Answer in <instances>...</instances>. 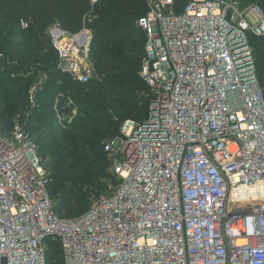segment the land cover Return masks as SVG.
Returning a JSON list of instances; mask_svg holds the SVG:
<instances>
[{
    "label": "built area",
    "instance_id": "2783aa9c",
    "mask_svg": "<svg viewBox=\"0 0 264 264\" xmlns=\"http://www.w3.org/2000/svg\"><path fill=\"white\" fill-rule=\"evenodd\" d=\"M146 2L137 25L150 102L102 142L117 180L110 194L60 216L22 116L0 130V264H47L51 243L64 264H264V90L251 44L264 36V11L238 0H187L179 11L177 0ZM91 22L48 29L56 69L80 82L95 75ZM52 109L68 123L79 115L65 92Z\"/></svg>",
    "mask_w": 264,
    "mask_h": 264
},
{
    "label": "trees",
    "instance_id": "16d2710c",
    "mask_svg": "<svg viewBox=\"0 0 264 264\" xmlns=\"http://www.w3.org/2000/svg\"><path fill=\"white\" fill-rule=\"evenodd\" d=\"M238 1L243 5L257 3L264 11V0ZM186 2L177 0L178 11ZM147 10L146 0H100L94 8L89 0H0V53L4 52L6 56L1 61L0 104L7 105L24 98L20 115L24 122L25 119L29 120V125L25 123L26 129L37 141L45 162L43 150L60 144L59 149L54 151L51 169L48 165V189L51 198L57 203L55 210L62 217H77L85 213L93 199L101 195L106 187L103 179L105 175L109 176L112 184L116 183L114 175L108 174L110 163L102 142L118 136L125 120H141L147 113L149 87L139 74L145 55L146 36L137 25L138 19ZM88 15L92 16L89 27L93 31L91 60L95 75L80 82L56 69L59 55L48 35V29L58 24L75 33L82 28L83 20ZM21 19L30 21V27L25 31L20 28ZM19 37L21 41L15 44ZM251 44L264 90V36L253 37ZM37 51L44 58L39 65L46 72L47 80L43 90L38 93L39 107L29 113L25 79L14 75L35 60ZM14 56L18 59L17 65L13 62ZM19 57L22 59L19 60ZM60 92L75 97L79 118L84 120L92 117L96 120L88 126L70 127L64 137L57 136L52 140L51 133L40 141L34 132L37 129L36 120L44 110L50 111ZM0 121L7 126L1 109ZM0 130L4 132L7 129L0 124ZM81 138H90L96 143L92 158L96 171L85 167L76 176L70 171V163L84 158L78 155L86 147ZM47 264H64L58 243L49 245Z\"/></svg>",
    "mask_w": 264,
    "mask_h": 264
},
{
    "label": "rangeland",
    "instance_id": "374dc122",
    "mask_svg": "<svg viewBox=\"0 0 264 264\" xmlns=\"http://www.w3.org/2000/svg\"><path fill=\"white\" fill-rule=\"evenodd\" d=\"M12 29H15V28L12 27ZM21 39L22 38L20 37L16 38L15 44L20 42ZM29 51L30 50H28V53ZM5 57L6 56L4 55V52H1L0 53V70L3 69L1 61H3ZM13 59H14L13 62H15V64L17 65L18 59H16L15 56L13 57ZM21 59L22 58L19 57V60ZM34 59L36 60L34 64L33 62L35 60H32L31 64L25 66L23 69L18 71L17 74L14 75V77H20V76L24 77L25 79L24 84L28 89L27 96H28L29 105H30L31 94L34 88L41 85L47 77L46 72H44L43 69H41L39 65L44 59L43 56L39 55V51L35 52ZM23 103H24V98L22 97L18 99L17 101L8 103L7 105L0 104V109L3 113V117L5 118V123L7 124V126H5L0 121V124L2 125V127H5L7 129L4 132L6 133L11 132L13 122L22 113ZM40 114L41 116L37 118L36 123H35L37 129L34 130L36 138H38L40 141H42L44 137L50 136L51 133H53L50 136V139L52 138V140H55L56 139L55 137L57 136L64 137L67 135V132L69 131L70 127L74 128V127L88 126L91 123V121L96 120V118H92V117H87L86 119L83 120L79 118V115H78L77 119L74 122L68 123V122L60 121L55 116L52 108L50 109V111L44 110ZM114 119L116 120V118ZM25 123L29 125V120L25 119ZM81 140H82L83 145H85L86 147L80 153H78V155H81V157H84V158L83 160L77 159L74 162L70 163V165H72V168H70V171H72V173H74L76 176L79 175V172L85 167L90 168L94 172L96 171L95 166H93V163H92V158L94 155L96 143L93 139H90V138H81ZM59 147H60V144L57 143L56 145H52L51 147L46 148V150L45 149L43 150L45 153L46 166H47L49 173H50V170L48 168V165L50 166V169H51V165L54 159V151L56 149H59ZM78 147L80 149V146ZM111 173L112 172L109 167L108 174H111ZM103 179H104V183L106 187H104V190L101 194H110L112 192L110 188L111 187L110 184H112V182L109 179L108 175H105Z\"/></svg>",
    "mask_w": 264,
    "mask_h": 264
},
{
    "label": "bare ground",
    "instance_id": "6f19581e",
    "mask_svg": "<svg viewBox=\"0 0 264 264\" xmlns=\"http://www.w3.org/2000/svg\"><path fill=\"white\" fill-rule=\"evenodd\" d=\"M250 189H251L250 191L254 192V193L258 190L256 187H253V188H250Z\"/></svg>",
    "mask_w": 264,
    "mask_h": 264
}]
</instances>
